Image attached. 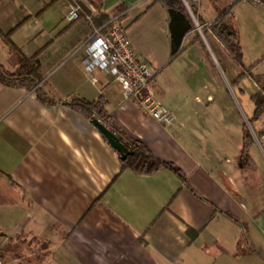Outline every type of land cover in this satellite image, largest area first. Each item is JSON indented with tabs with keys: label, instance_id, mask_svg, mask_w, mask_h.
I'll list each match as a JSON object with an SVG mask.
<instances>
[{
	"label": "crops",
	"instance_id": "obj_1",
	"mask_svg": "<svg viewBox=\"0 0 264 264\" xmlns=\"http://www.w3.org/2000/svg\"><path fill=\"white\" fill-rule=\"evenodd\" d=\"M51 1L0 2V65L13 70L22 54L40 53L37 87L56 101H39L37 87L0 82L2 264H15V252L7 245L14 241L40 246L35 264H264V169L256 167L251 154L242 164L244 124L235 134L234 116L222 118L216 88L208 85L211 74L225 75L217 59L225 54L233 80L236 66L228 52L216 43L211 52L204 43L208 60L188 36L186 52L178 58L185 68L184 80H178L183 87L165 85L160 75L169 66L170 32L161 4L133 23L152 0H102L100 9L80 1L86 14L68 22L73 0ZM207 1L205 8L203 0H185L207 25L232 3ZM55 9L58 15L52 19ZM100 14L109 17L104 26L117 20L154 69L156 92L174 114L173 125L157 122L135 101H126L103 71L87 73L86 55L78 49L94 30L103 29L91 19ZM242 50L244 58L243 45ZM188 52L192 61L179 60ZM243 66L264 75L255 66ZM251 82L250 99L258 92ZM199 89L206 92L204 98ZM73 97L102 98L110 130L141 142L183 177L167 168L149 174L123 170L120 154L93 120L63 105ZM250 165L253 178L245 173ZM243 239L246 254L238 246Z\"/></svg>",
	"mask_w": 264,
	"mask_h": 264
},
{
	"label": "trees",
	"instance_id": "obj_2",
	"mask_svg": "<svg viewBox=\"0 0 264 264\" xmlns=\"http://www.w3.org/2000/svg\"><path fill=\"white\" fill-rule=\"evenodd\" d=\"M55 1L56 0H52L51 3H54ZM101 1L102 0H89V2L97 6L98 9L101 7ZM261 3L264 4V0H261ZM156 4H161L168 14L171 60H174L183 54L187 48V45H185V40L192 34V40L190 43H197L204 57L208 60H211V57L209 56V53L206 49V45L198 34L195 21L200 23V27L202 29L207 26L204 25L203 20L198 16L197 10L192 7L188 9L182 0H152L151 4L144 9V11L133 21V23L137 22L142 15L151 10ZM233 7L234 4L228 6L221 14H219L216 20L209 24L208 30H211L213 33H215L218 39L221 40L225 48L232 56L233 61L241 69H245L243 66V50L241 42L238 38V33L230 24L224 21L226 16L233 14ZM82 11L84 13L85 9ZM120 12H122V10L119 11V13ZM81 16L82 15H80V17ZM91 19L95 26L101 27L107 23L109 17L105 14H100L99 16L93 17ZM111 25L112 22L105 25L103 30H107L109 27H111ZM11 48L15 49L16 47H12L11 45ZM39 55L40 53L32 57H26L22 54L21 60L14 70H8L0 65V82L10 87H25L28 90L36 88L42 79L40 74ZM246 75H249L258 87V92H256L250 99L254 105V114L253 117L249 119V121L250 123H254L259 121L261 116H264V75H253L251 73V69L246 71ZM243 77H245V75H242L237 81L234 80V83L239 84ZM35 92L37 98L42 103H56V101L53 100V98H50L42 87H37ZM63 105L71 107L72 109L84 114L86 117L92 120L98 119L104 125L111 127L110 116L106 108V102L102 98H99L95 101H89L86 99L73 97L69 101H64ZM113 133L125 144L129 151L133 153L125 160H121L123 170L131 169L138 174H149L162 168H167L183 177L180 169L173 166L171 163L162 162L154 157L141 142L125 139L121 133H117L116 131H113ZM253 144L252 137L246 129V124H244L241 158L246 160L251 159L249 149ZM244 243L246 244V240L243 239L238 245L239 249L241 250V254L247 253L246 250L241 249ZM2 251L3 250L0 249L1 260H3L4 257ZM250 252L257 253V251L254 249H251Z\"/></svg>",
	"mask_w": 264,
	"mask_h": 264
},
{
	"label": "rangeland",
	"instance_id": "obj_3",
	"mask_svg": "<svg viewBox=\"0 0 264 264\" xmlns=\"http://www.w3.org/2000/svg\"><path fill=\"white\" fill-rule=\"evenodd\" d=\"M80 1H83L84 3L86 2L90 3L89 0H78V3L82 8V10L85 9L86 12L87 10L86 7ZM230 1L232 2L231 5L234 4L233 14L228 17H225L224 21L230 24L238 33V38L241 44L243 45L245 52L243 63L247 67L255 66L257 69L256 72L258 74H264V4L263 3L249 4V3H244L242 1L237 2L236 0H230ZM76 4L77 1L73 0L72 5H76ZM203 4L205 8L210 7L207 0H203ZM93 6L98 8L95 5ZM192 8H194V6ZM54 11L55 12L54 14H52V19L58 15V10L55 9ZM208 14L209 12L207 10L206 15ZM203 23L207 27H204L202 29L198 21H195V26L203 42L207 46H209L208 48H210V50L213 49V43H216L217 45L221 46L225 52H228L224 44L221 42V40L218 39L215 33H213L211 30H208L209 24L208 25L205 24L204 21ZM50 25L53 26V23H51ZM192 35H190L191 39H192ZM213 50L215 51V49ZM228 55L232 58L229 52ZM225 56L224 57L217 56V59L220 58L222 60V66L224 68L223 70H225V75L223 74L222 76H219L218 74L217 75L211 74V78L210 80H208V85L211 87V89L215 90L216 88L217 94H216L215 104L216 107L219 110H221L222 118L225 119L226 115H228L227 117L234 116L232 120L234 126H236L235 134H237V131H239L242 124H246V129L250 134V136L252 137V141L254 143L253 145H251L249 149L250 154L254 159L256 167L260 169H264V140H263L264 116H261V118L257 122L250 123L249 121V119L253 117V113H254V107L252 105L253 103H251L250 100V94L255 91L254 85L251 82L253 80L250 78L249 75L248 76L246 75V71H248V69H241L234 61L233 62L236 67L235 68L233 67L234 70L233 72L236 73L233 76V80H231L230 77L232 75L230 74L232 73L231 71L232 66L230 67V61L227 60ZM178 58L171 60L170 56L168 57L167 62L169 66L160 75L161 76L160 81L165 85L172 84L173 86V84L174 85L177 84L176 87L179 86L180 88H182L183 87L182 84L178 85L179 83L178 80H180V82L184 80L183 78H181L182 77L181 71L185 70V68L184 65L180 64L181 62H178ZM179 60L192 61L193 60L192 54L188 52L186 53L185 56H183L182 59ZM249 69H251V73H252V68ZM152 70L154 72V69ZM242 75H245V77L242 78L239 84H235L234 80L237 81L238 79L241 78ZM214 80L217 81V84L214 82ZM214 84L216 85V87ZM191 85L192 82L186 83V86L189 88H191ZM197 93L199 94V96H201V98L202 97L204 98L206 92H204L202 89H199ZM194 96L190 98V100L193 102V105H195ZM221 113L219 112V114ZM248 161L249 160L243 159L242 164L245 165L248 163ZM245 173L249 174V176L253 178L254 175H256L255 174L256 172L254 173V166L252 165L248 166V168L245 170ZM3 241L4 240L1 238L0 247L2 246L1 242ZM4 243H6V241H4ZM7 245L11 248L10 250H14L15 252L14 253L15 264H28L29 261L31 262V264H35L36 253L40 250V246L36 245L35 243H31V242L24 243L21 241H14L9 244L7 243ZM2 254L5 253H3L2 251ZM6 255H10V254L6 253Z\"/></svg>",
	"mask_w": 264,
	"mask_h": 264
},
{
	"label": "built area",
	"instance_id": "obj_4",
	"mask_svg": "<svg viewBox=\"0 0 264 264\" xmlns=\"http://www.w3.org/2000/svg\"><path fill=\"white\" fill-rule=\"evenodd\" d=\"M74 1L77 4L71 6L65 17L68 22L79 20L82 12L78 0ZM236 1L261 4V0ZM115 20L104 32L103 29L94 30L80 45L78 51L86 55L84 64L87 73L92 76L97 70L103 71L121 87L126 101H135L145 114L157 122L173 125L175 116L156 92L153 70L134 48L126 30Z\"/></svg>",
	"mask_w": 264,
	"mask_h": 264
},
{
	"label": "water",
	"instance_id": "obj_5",
	"mask_svg": "<svg viewBox=\"0 0 264 264\" xmlns=\"http://www.w3.org/2000/svg\"><path fill=\"white\" fill-rule=\"evenodd\" d=\"M183 2L186 5L185 0ZM94 125L99 129V131L105 136L109 144L113 149L118 151L121 160H125L127 157L131 156L133 153L125 146V144L110 130L106 125H104L98 119L93 120Z\"/></svg>",
	"mask_w": 264,
	"mask_h": 264
}]
</instances>
